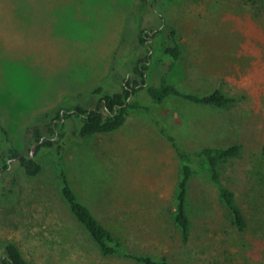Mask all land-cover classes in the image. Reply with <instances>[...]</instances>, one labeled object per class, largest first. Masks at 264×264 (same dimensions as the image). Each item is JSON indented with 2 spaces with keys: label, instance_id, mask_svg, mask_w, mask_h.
I'll return each mask as SVG.
<instances>
[{
  "label": "rangeland",
  "instance_id": "rangeland-1",
  "mask_svg": "<svg viewBox=\"0 0 264 264\" xmlns=\"http://www.w3.org/2000/svg\"><path fill=\"white\" fill-rule=\"evenodd\" d=\"M139 5L0 0V123L9 132L0 126V152L11 145L27 154L35 148L43 166L30 176L17 158L0 171V242L15 241L30 264H142L99 251L62 195L55 149H38L26 127L38 114L104 82L126 26L167 23L178 29L183 56L174 60L166 53L165 35L159 34L151 83L158 84L169 67V81L182 90L203 94L219 86L235 102L221 109L172 97L153 113L133 112L120 129L85 141L71 135L79 121H69L63 158L68 177L105 224L123 228L130 252L178 264H264V0ZM134 100L152 102L146 90ZM153 116L190 149L242 144L241 155L225 162L221 175L245 212L244 230L233 224L206 166L190 183L193 229L189 241L182 240L172 216L181 164Z\"/></svg>",
  "mask_w": 264,
  "mask_h": 264
},
{
  "label": "trees",
  "instance_id": "trees-1",
  "mask_svg": "<svg viewBox=\"0 0 264 264\" xmlns=\"http://www.w3.org/2000/svg\"><path fill=\"white\" fill-rule=\"evenodd\" d=\"M155 0H140V7L154 3ZM165 23V22H164ZM133 29H132V28ZM166 30H168L166 33ZM165 35V52L174 60L181 59L183 47L179 41L177 27L165 23L164 26L136 30L133 25L126 26L122 39L114 51L110 74L102 84L92 90L70 96L55 109H48L36 116L26 130L42 146L53 147L56 151L58 176L63 197L71 211L91 235L99 251L104 256L116 254L138 261L142 264H178L167 257H157L149 253L130 252L125 247L124 230L118 224H105L86 204L73 187L63 164L68 148V122L79 121L71 135L77 140L85 141L98 133H110L123 127L133 112L153 113L154 107L167 103L171 98L182 97L198 105L209 108H228L236 100L217 86L203 94L184 91L168 79L169 67L160 74L158 84L151 83L150 74L156 61V39L159 34ZM162 60V58H160ZM114 83H118L117 87ZM146 90L151 104L135 102L134 97ZM159 131L166 136L174 148L181 164V175L177 189V204L172 216L180 229L182 240L187 243L193 229V217L190 213V183L194 176L202 173L207 166L210 176L217 185L222 202L230 211L233 224L244 230L248 225L245 212L239 205L235 191L224 183L221 166L233 157L242 153L239 142L230 145L203 146L187 148L163 121L153 116ZM5 135L9 132L0 123ZM264 153V146H263ZM19 159L24 171L30 175H38L43 166L31 153H23L17 146L11 145L6 151L0 152V171L11 166V160ZM2 174L0 172V178ZM0 264H30L20 246L12 240L0 242ZM202 264V263H199Z\"/></svg>",
  "mask_w": 264,
  "mask_h": 264
},
{
  "label": "water",
  "instance_id": "water-1",
  "mask_svg": "<svg viewBox=\"0 0 264 264\" xmlns=\"http://www.w3.org/2000/svg\"><path fill=\"white\" fill-rule=\"evenodd\" d=\"M34 149H35V148H33V149H32V152H31V155H32V156H33V154H34Z\"/></svg>",
  "mask_w": 264,
  "mask_h": 264
}]
</instances>
